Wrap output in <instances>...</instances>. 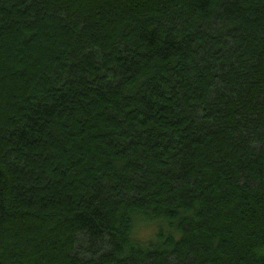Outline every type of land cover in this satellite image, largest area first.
Wrapping results in <instances>:
<instances>
[{
	"label": "trees",
	"instance_id": "1",
	"mask_svg": "<svg viewBox=\"0 0 264 264\" xmlns=\"http://www.w3.org/2000/svg\"><path fill=\"white\" fill-rule=\"evenodd\" d=\"M0 264H264V0H0Z\"/></svg>",
	"mask_w": 264,
	"mask_h": 264
},
{
	"label": "clouds",
	"instance_id": "2",
	"mask_svg": "<svg viewBox=\"0 0 264 264\" xmlns=\"http://www.w3.org/2000/svg\"><path fill=\"white\" fill-rule=\"evenodd\" d=\"M131 222L129 224V230L127 237L129 241L136 244L147 245L151 242H158V238L161 233L166 236H173L175 239H179L181 233H179L175 227L176 221L179 220V216L176 220H170L163 214H153L147 210L137 209L133 210ZM181 214H185V210H180Z\"/></svg>",
	"mask_w": 264,
	"mask_h": 264
}]
</instances>
